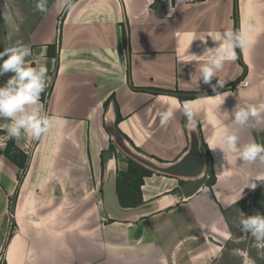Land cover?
Here are the masks:
<instances>
[{"label":"crops","instance_id":"1","mask_svg":"<svg viewBox=\"0 0 264 264\" xmlns=\"http://www.w3.org/2000/svg\"><path fill=\"white\" fill-rule=\"evenodd\" d=\"M55 3L47 0L48 11L20 42L31 47L30 66L48 69L39 107L57 122L30 157L22 143L35 139H9V121L0 118L6 264H161L199 242L225 249L246 202L263 209L256 195L264 181L255 178L264 176V162L224 158L215 147L226 130L241 144H264V125L236 126L231 117L237 104L264 102V0H73V11ZM250 24L258 29L251 48L236 49L237 60L218 73L225 86H198L211 37ZM245 77L249 85L240 86ZM184 103L197 111L194 130ZM169 104L178 106L175 118L161 127L158 114ZM195 140L203 173H167ZM20 150L27 174L19 192L23 159L9 155ZM109 181L119 218L105 211ZM29 188L35 192L23 196Z\"/></svg>","mask_w":264,"mask_h":264},{"label":"clouds","instance_id":"2","mask_svg":"<svg viewBox=\"0 0 264 264\" xmlns=\"http://www.w3.org/2000/svg\"><path fill=\"white\" fill-rule=\"evenodd\" d=\"M35 8L37 11L47 12V0H36ZM55 8L73 11L75 4L73 0H56ZM256 30L258 29L250 24L240 30H225L211 37L215 46L205 49L201 55L203 62L196 68L199 72L198 86L202 81L204 84L211 85L214 91L223 88L227 81L220 79L218 73L226 62L237 60L236 49L239 48L241 52H244L251 48L252 33ZM199 40L207 43V37H201ZM31 54V47L20 41L0 51V76L12 74L6 83L0 86V118L9 121L6 128L8 138L17 141L24 137L39 139L57 122L41 114L39 103L47 84L48 69L42 64L36 67L30 66L27 58ZM214 77L219 78L216 84H212ZM177 107L175 104H169L159 112L161 127H167L175 118ZM181 110L187 119V127L194 130L196 109L191 104L184 103ZM231 117L236 126L242 127L252 123L260 127L264 125V102L248 104L245 107L237 104L231 112ZM217 148L222 151L224 158L227 153H237L244 162H254L257 159L264 162V144L256 142L241 144L235 131L226 130L216 145L215 149ZM255 179L264 181V176H258ZM249 187L255 188L256 184L251 183ZM239 227L242 232L250 233L258 245L264 244V215H244L239 221ZM161 264H167L166 260L162 258Z\"/></svg>","mask_w":264,"mask_h":264},{"label":"rangeland","instance_id":"3","mask_svg":"<svg viewBox=\"0 0 264 264\" xmlns=\"http://www.w3.org/2000/svg\"><path fill=\"white\" fill-rule=\"evenodd\" d=\"M35 5L36 0H0V51L21 41L24 35L25 39H27L28 31L33 29L32 27H28V25H35V20L41 13L36 10ZM60 21H62V17H59ZM7 75L11 76L12 74L8 73ZM39 142L40 138L31 142L24 141L22 143L23 149H21L22 151L29 152L30 157H32L36 150H39ZM26 174L27 168L20 175L19 192L23 180L25 181ZM32 191L34 193L35 188L24 189L23 196L30 195ZM256 200L259 204L263 203V209L261 210L254 203L246 202L245 216L264 215V190L257 193ZM70 207L74 209L75 204L72 203ZM239 221H236L237 225L233 229L232 238L225 249L211 247L207 243L199 242V246L195 250H190V248L178 252L176 254L177 258L173 260L174 262L172 263L169 259L167 264H252L253 261L254 264H264V244L258 245L250 233L242 232L239 227ZM10 229L11 231L17 230V226L12 220L9 221ZM0 256H2L0 257V264H6L5 245L0 248Z\"/></svg>","mask_w":264,"mask_h":264},{"label":"water","instance_id":"4","mask_svg":"<svg viewBox=\"0 0 264 264\" xmlns=\"http://www.w3.org/2000/svg\"><path fill=\"white\" fill-rule=\"evenodd\" d=\"M204 168L205 160L199 143L195 140L187 154L174 165L169 167L167 173L175 176L196 177L203 173ZM111 183L112 181H109L108 186L104 188V207L107 214L119 218L123 215V212L114 197L115 195L112 193L113 198L112 196L110 198L108 194L112 190L109 186Z\"/></svg>","mask_w":264,"mask_h":264},{"label":"trees","instance_id":"5","mask_svg":"<svg viewBox=\"0 0 264 264\" xmlns=\"http://www.w3.org/2000/svg\"><path fill=\"white\" fill-rule=\"evenodd\" d=\"M52 48V46H49V53H50V49ZM32 67H34V65L32 66ZM13 145V141H10L9 143H8V149H7V151L10 149V147ZM22 157L21 159H23L22 161L24 162H22L21 163V166H22V168H24L25 169V160L27 159V157H26V155L20 150L19 151V153H17V155L15 154V155H12V156H10L9 155V157H11L14 161H16V157Z\"/></svg>","mask_w":264,"mask_h":264},{"label":"built area","instance_id":"6","mask_svg":"<svg viewBox=\"0 0 264 264\" xmlns=\"http://www.w3.org/2000/svg\"><path fill=\"white\" fill-rule=\"evenodd\" d=\"M249 83H250V81H249V79H248V77H245L244 79H242L241 81H240V83H239V85L240 86H248L249 85ZM0 257H2V256H0Z\"/></svg>","mask_w":264,"mask_h":264},{"label":"bare ground","instance_id":"7","mask_svg":"<svg viewBox=\"0 0 264 264\" xmlns=\"http://www.w3.org/2000/svg\"><path fill=\"white\" fill-rule=\"evenodd\" d=\"M127 143V142H126ZM126 147V146H125ZM23 212H21V214H22ZM20 219V218H19Z\"/></svg>","mask_w":264,"mask_h":264}]
</instances>
